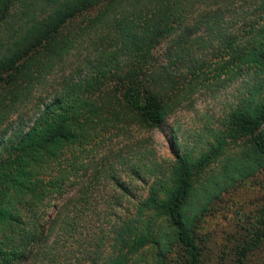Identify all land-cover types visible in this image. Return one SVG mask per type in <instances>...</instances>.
Returning <instances> with one entry per match:
<instances>
[{"label": "trees", "instance_id": "1", "mask_svg": "<svg viewBox=\"0 0 264 264\" xmlns=\"http://www.w3.org/2000/svg\"><path fill=\"white\" fill-rule=\"evenodd\" d=\"M49 80L57 86L37 117L0 144V264H200L208 204L264 172V0H0V124ZM233 80L212 140L194 152L172 136L171 165L148 167L134 214L117 215L112 194L90 225L100 179L127 190L112 163H94L97 152L131 129L162 131L202 88ZM239 144L241 157L220 160ZM140 160L127 170L146 183ZM215 162L223 184L199 183ZM258 225L233 264L263 238L264 210Z\"/></svg>", "mask_w": 264, "mask_h": 264}, {"label": "rangeland", "instance_id": "2", "mask_svg": "<svg viewBox=\"0 0 264 264\" xmlns=\"http://www.w3.org/2000/svg\"><path fill=\"white\" fill-rule=\"evenodd\" d=\"M162 48L164 50V47ZM162 60V55H157V61ZM55 81L49 80L47 87L35 92L31 100L0 124V144L25 130L33 122L47 102V94H52L53 88L57 86ZM238 81L227 82L224 87L211 83L210 86L202 88L189 106L178 109L166 118L162 131L152 129L138 134L133 131L132 137L131 129V136L128 139L117 138L106 143L94 156V163L100 159H103L104 163H112L127 190L120 193L109 181L100 179L90 199L91 206L95 207L96 212L86 215V218L90 217L88 218L90 225L97 226L96 213L101 212L98 214L100 218L104 204L107 200H112V194L121 205V209L115 208L117 215L134 214L137 201L146 195L152 180L151 169L148 167L153 166L155 172H163L171 165L169 144L172 136L182 147L187 144L194 152L205 147L212 140L217 121L223 117L232 103L239 85ZM243 150L246 149L242 144L235 145L225 151L220 160L234 154L241 157L239 153ZM138 158H141L140 168L145 165L149 170L145 171L146 183L135 175H129L127 170V166L134 164ZM220 167L221 164L215 162L203 170L199 175V183L206 180L207 185L210 179L216 186L222 185L223 182L217 179ZM232 175L236 176L235 173ZM74 195L71 191L62 198L53 200L46 209V215L52 216L55 208L61 209L64 203L74 198ZM208 205L209 212L200 219L196 230L201 249L200 264H233L237 258L236 250L252 243V234L259 226L264 210V172L255 173L243 181L236 182L226 191L220 192L219 198L212 200ZM70 208L68 206L69 211ZM262 236L256 247L246 254L243 264H261L264 261V231ZM107 253L108 248H104L103 260ZM148 254L153 255L154 250H149Z\"/></svg>", "mask_w": 264, "mask_h": 264}]
</instances>
